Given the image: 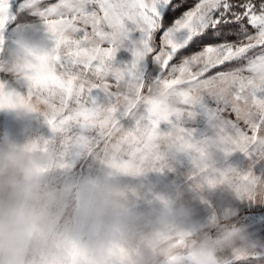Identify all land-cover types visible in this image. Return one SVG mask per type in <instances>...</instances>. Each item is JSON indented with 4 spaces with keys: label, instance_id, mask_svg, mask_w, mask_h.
<instances>
[{
    "label": "snow or ice",
    "instance_id": "6c2138e0",
    "mask_svg": "<svg viewBox=\"0 0 264 264\" xmlns=\"http://www.w3.org/2000/svg\"><path fill=\"white\" fill-rule=\"evenodd\" d=\"M32 19L24 0H0V111L34 99L69 173L135 181L172 171L173 154L195 163L216 139L229 167L240 156L264 179V0H45L38 23L59 73L17 89L8 33ZM131 76L137 93L162 85L169 103L135 107L121 84Z\"/></svg>",
    "mask_w": 264,
    "mask_h": 264
},
{
    "label": "clouds",
    "instance_id": "9594fccd",
    "mask_svg": "<svg viewBox=\"0 0 264 264\" xmlns=\"http://www.w3.org/2000/svg\"><path fill=\"white\" fill-rule=\"evenodd\" d=\"M24 2L30 23H38L45 0ZM17 27L31 31L26 22ZM6 54L17 89L59 73L47 38L30 36ZM140 83L135 76L121 82L135 107L169 103L162 85L146 84L147 91L137 93ZM8 111L23 123L44 110L25 97ZM46 140L43 134H0V264H235L260 247L230 213L213 210L205 218L198 208L210 207L204 193L218 189L264 205V179L229 167L226 144L212 139L201 145L192 154L189 194L170 196L147 192V176L116 184L69 173Z\"/></svg>",
    "mask_w": 264,
    "mask_h": 264
},
{
    "label": "rangeland",
    "instance_id": "374dc122",
    "mask_svg": "<svg viewBox=\"0 0 264 264\" xmlns=\"http://www.w3.org/2000/svg\"><path fill=\"white\" fill-rule=\"evenodd\" d=\"M49 2H56V0H49ZM17 25L8 33V39L11 42L8 47L9 53L17 45V42H24L30 36L46 38L44 30L39 23L31 24V31H21ZM132 58L131 53L126 50H121L118 54V60L121 63H129ZM99 96L103 99L102 93L99 94ZM230 118L235 119V116L233 115ZM124 124L126 127H131L133 126V121L125 120ZM9 132L17 137H24L31 134H43L46 136L48 134V129L46 125L37 120L17 123L11 112L8 110L0 111V134ZM229 164L240 169H246L247 167L246 162L240 156H233ZM171 167L173 169L172 171H167L163 174H149L143 181L145 190L149 193H164L170 196L176 194H189V176L194 172L191 159L181 154L171 162ZM204 194L209 200L210 207L208 205L198 206L202 217L206 218L213 210L221 215L228 212L247 226L253 241L259 242L260 247L255 254L249 255L240 261H236L235 264H264V205L237 199L223 189L215 191L206 190ZM223 255H225L230 262L232 261L230 253L225 252Z\"/></svg>",
    "mask_w": 264,
    "mask_h": 264
}]
</instances>
